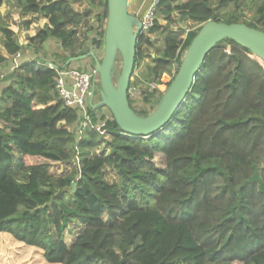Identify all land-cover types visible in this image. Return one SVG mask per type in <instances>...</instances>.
<instances>
[{
	"label": "trees",
	"instance_id": "1",
	"mask_svg": "<svg viewBox=\"0 0 264 264\" xmlns=\"http://www.w3.org/2000/svg\"><path fill=\"white\" fill-rule=\"evenodd\" d=\"M74 2L102 8L94 44L103 45L107 0H18L22 13L48 20L29 37L35 53H47L50 40L64 51L74 47L76 26L92 13ZM176 11L197 27L184 39L167 37L150 82L160 83L175 62L178 71L209 20L264 32V0H160L157 13L168 22ZM159 28L139 33L133 74ZM0 32L3 65L26 46L1 15ZM69 57L52 64L66 68ZM56 75L35 58L15 68L2 91L11 105L0 109V233L42 250L49 264H264V65L249 49L230 39L217 43L170 121L148 136L123 131L112 113L98 117L89 105L91 123L78 137L82 117L57 98ZM96 149L101 155L90 158ZM156 154L165 168L155 165ZM36 157L45 162H32ZM54 163L69 170L53 172ZM106 166L116 173L113 183L104 180ZM78 219L84 227L68 244Z\"/></svg>",
	"mask_w": 264,
	"mask_h": 264
},
{
	"label": "rangeland",
	"instance_id": "2",
	"mask_svg": "<svg viewBox=\"0 0 264 264\" xmlns=\"http://www.w3.org/2000/svg\"><path fill=\"white\" fill-rule=\"evenodd\" d=\"M151 0H129V11L137 15L138 17H143L150 5ZM0 15L2 20L15 32L16 38L21 45H25L26 49L24 52L16 55L15 57H9V61L6 64L0 65V96H2V91L9 86L10 81L7 79L8 75L14 71V64L20 65L19 63H24L26 61L34 60L35 58L40 59L44 63H56L58 65L62 64V56L78 57L84 56L89 51L92 50L96 56L101 59L104 54L105 48V36H103V45L100 48L95 47L94 40L98 39V33L101 31L102 26L98 23L96 14L101 11L100 8H91L87 2H74L73 8L79 12L86 13L87 10H91L92 13L89 15H84V19L76 26V37L75 45L70 51H64L59 42L56 40H50L48 43H45V46L48 48V52L40 51L38 54L35 53L34 47L29 46V37L34 36L39 29L43 28L47 23L46 18L37 17L33 13L25 14L22 13L21 7L18 5V0H0ZM252 13L248 12L250 16ZM173 23L168 22L165 19L164 15L161 12H158L156 15V23L160 26L159 30L155 33H149L151 44H145L142 46V49L145 53V58L137 63L134 74L132 75L131 82H133L132 89L133 93L136 94V99L133 101L130 100L131 106L135 111H139L145 108L146 112H152L153 108L159 102L163 92L168 88L170 80L174 77L177 72L178 64L174 63L173 68L164 73L162 78L164 80L163 85L160 89H151L150 80L153 78L151 67L156 65L158 57L161 56L162 51L166 46V39L169 35L177 36V39H184L187 31L190 29H195L197 25L188 20L187 18H182L178 11L173 14ZM219 19V18H218ZM27 21H32L30 26L26 25ZM106 28V25H105ZM181 28V29H179ZM148 33V31L146 32ZM3 35L0 32V53L7 55L6 50L3 47ZM28 45V48H27ZM230 49V45H227ZM82 52L80 55L78 53ZM60 55V57H58ZM14 59H17L18 62H15ZM68 61V60H67ZM120 58L117 62V71L115 79H117L120 72ZM71 70H79L81 72H87L89 74L93 73L95 68V61L91 56L82 58L79 60L72 61L67 67ZM168 82V83H167ZM97 83L99 84V77L97 76ZM131 89V88H130ZM145 97H149L150 101L145 102ZM94 103L100 101V95L96 90L94 96ZM11 102L6 103L0 97V109L10 106ZM88 114H89V104H86ZM97 110L98 117L105 116L110 117L111 111L107 107H102ZM102 121L98 127H101ZM62 126V124H61ZM84 128V123L81 122V126L78 125L74 129L77 136L80 137ZM107 139L108 136H105ZM101 149H96L90 152L89 157H95L101 155ZM21 154L16 152V159H20ZM35 163H43L45 160L40 157H36L32 160ZM155 165L163 169L165 168V157L162 154H156L154 158ZM64 165L59 163H54L51 171L57 173H63L68 171ZM104 180L113 183L116 181V173L114 169L110 166H106L103 170ZM77 187V186H76ZM105 220H108V215L105 212L103 215ZM78 226H80L74 233L66 232V243L71 244L75 239V235L80 233L83 229L84 221L78 219ZM0 264H49L46 262L43 251L27 246L17 240H15L11 235L7 233H0ZM240 264V263H235Z\"/></svg>",
	"mask_w": 264,
	"mask_h": 264
},
{
	"label": "water",
	"instance_id": "3",
	"mask_svg": "<svg viewBox=\"0 0 264 264\" xmlns=\"http://www.w3.org/2000/svg\"><path fill=\"white\" fill-rule=\"evenodd\" d=\"M108 17L105 28L104 54L99 59L90 50L84 56L71 57L74 60L91 56L95 61L94 75L99 77V87L93 85L89 95V105L93 109H110L119 127L130 134L148 136L162 127L185 100L191 90L194 79L203 66L208 53L217 43L230 39L249 49L253 57L264 65V32L244 23L205 22L189 46L181 65L163 92L155 109L148 115H139L130 106L128 91L135 66L137 38L142 31L140 17L129 11V0H107ZM120 58V72L115 79ZM96 89L100 101L94 103ZM73 191L77 187L74 183Z\"/></svg>",
	"mask_w": 264,
	"mask_h": 264
},
{
	"label": "built area",
	"instance_id": "4",
	"mask_svg": "<svg viewBox=\"0 0 264 264\" xmlns=\"http://www.w3.org/2000/svg\"><path fill=\"white\" fill-rule=\"evenodd\" d=\"M160 0H151L150 5L143 17H141L142 30L147 32L156 24V15L158 10V4ZM50 69L57 71L55 78V93L57 98L66 106L73 107L82 117L84 127L91 123V117L88 114L86 104H89V95L91 94L93 85L98 88L97 77L87 72H81L79 70H69L67 68L59 69L56 65L48 63ZM163 78L160 83H150L151 89H160L163 85ZM168 83V82H167ZM97 90V89H96ZM134 89L129 88L128 98L129 100L136 99V94L133 93Z\"/></svg>",
	"mask_w": 264,
	"mask_h": 264
},
{
	"label": "crops",
	"instance_id": "5",
	"mask_svg": "<svg viewBox=\"0 0 264 264\" xmlns=\"http://www.w3.org/2000/svg\"><path fill=\"white\" fill-rule=\"evenodd\" d=\"M46 20H47V18H46ZM47 22H48V20H47ZM0 54H2V55H5V54H3V53H0ZM5 56H7V55H5ZM14 61L15 62H18V60L17 59H14ZM27 62V61H26ZM20 65H21V63H19ZM23 64V63H22ZM20 65H17V67L18 66H20ZM16 66H15V64H14V66H13V68L15 69V68H17ZM1 97V96H0Z\"/></svg>",
	"mask_w": 264,
	"mask_h": 264
}]
</instances>
